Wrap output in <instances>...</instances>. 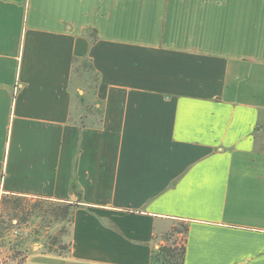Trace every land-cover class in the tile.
Masks as SVG:
<instances>
[{"label":"crops","instance_id":"obj_1","mask_svg":"<svg viewBox=\"0 0 264 264\" xmlns=\"http://www.w3.org/2000/svg\"><path fill=\"white\" fill-rule=\"evenodd\" d=\"M215 9L0 0V212L78 205L68 253L34 244L21 264H153L174 221L185 264H264V57L217 33Z\"/></svg>","mask_w":264,"mask_h":264},{"label":"rangeland","instance_id":"obj_2","mask_svg":"<svg viewBox=\"0 0 264 264\" xmlns=\"http://www.w3.org/2000/svg\"><path fill=\"white\" fill-rule=\"evenodd\" d=\"M139 2L142 0H134ZM90 5L92 0H87ZM215 6L216 32L231 35L232 46L239 48L240 37H247L248 53L264 57V0H202ZM210 16H213L211 14ZM74 75L73 92L75 113L93 112L85 110L82 97L92 98L95 76L84 63L78 64ZM83 110V111H82ZM98 117V116H97ZM264 149V139L259 142ZM64 203L41 199L8 196L0 212V257L3 264H21L25 254L34 244H41L49 236L57 237L56 248L67 247L70 242V224L66 218L53 217L46 211L63 207ZM19 206V207H18ZM42 208V210H41ZM184 222L174 221L169 245L181 248L184 244Z\"/></svg>","mask_w":264,"mask_h":264},{"label":"trees","instance_id":"obj_3","mask_svg":"<svg viewBox=\"0 0 264 264\" xmlns=\"http://www.w3.org/2000/svg\"><path fill=\"white\" fill-rule=\"evenodd\" d=\"M84 67L93 69L92 65L89 62H84ZM79 67L76 68V71L78 70ZM93 71V70H92ZM98 75H96V80L98 79ZM8 196L4 197L2 200V205L4 204L6 198ZM24 198V197H22ZM48 201V200H45ZM49 202H54V201H49ZM59 203V202H57ZM65 205L63 207L57 208L53 207L50 208L46 211V213H50L51 216L53 217H63L66 218L67 221L70 224V227L73 224L74 220V211L77 204L71 203V202H66L64 203ZM19 207V206H18ZM42 210V208H41ZM171 232V231H170ZM170 232L165 235L164 239L166 242L169 241ZM185 237H184V244L181 248H178L174 244L169 245L168 243L160 245L158 248L154 250L153 253V264H185V255H186V237L188 233V226L185 224L184 229L181 231ZM56 243H57V237H47L43 242L42 246L43 248L48 252V253H54V254H66L68 253L70 249V242L67 245V247L63 248H56ZM26 255V254H25ZM25 257V256H24ZM24 257L22 261L24 260Z\"/></svg>","mask_w":264,"mask_h":264},{"label":"built area","instance_id":"obj_4","mask_svg":"<svg viewBox=\"0 0 264 264\" xmlns=\"http://www.w3.org/2000/svg\"><path fill=\"white\" fill-rule=\"evenodd\" d=\"M0 251H1V243H0ZM0 263H1V257H0Z\"/></svg>","mask_w":264,"mask_h":264}]
</instances>
